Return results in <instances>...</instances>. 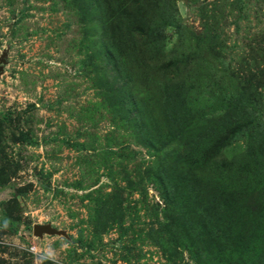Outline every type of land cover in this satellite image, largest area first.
I'll use <instances>...</instances> for the list:
<instances>
[{
  "label": "rangeland",
  "instance_id": "obj_1",
  "mask_svg": "<svg viewBox=\"0 0 264 264\" xmlns=\"http://www.w3.org/2000/svg\"><path fill=\"white\" fill-rule=\"evenodd\" d=\"M0 61V264H264V0H0Z\"/></svg>",
  "mask_w": 264,
  "mask_h": 264
},
{
  "label": "clouds",
  "instance_id": "obj_2",
  "mask_svg": "<svg viewBox=\"0 0 264 264\" xmlns=\"http://www.w3.org/2000/svg\"><path fill=\"white\" fill-rule=\"evenodd\" d=\"M7 226L8 222L5 220L3 227ZM64 247L67 248L68 245L65 244ZM30 251L35 255L37 264H55L56 252L51 244L42 247L34 246Z\"/></svg>",
  "mask_w": 264,
  "mask_h": 264
},
{
  "label": "water",
  "instance_id": "obj_3",
  "mask_svg": "<svg viewBox=\"0 0 264 264\" xmlns=\"http://www.w3.org/2000/svg\"><path fill=\"white\" fill-rule=\"evenodd\" d=\"M4 61H0V74L1 71L3 69L2 67V63ZM32 232L35 236L41 237L43 234H55L58 233L59 231H57L56 229H54L53 227H51L49 224H34L32 227Z\"/></svg>",
  "mask_w": 264,
  "mask_h": 264
},
{
  "label": "trees",
  "instance_id": "obj_4",
  "mask_svg": "<svg viewBox=\"0 0 264 264\" xmlns=\"http://www.w3.org/2000/svg\"><path fill=\"white\" fill-rule=\"evenodd\" d=\"M137 47V46H136Z\"/></svg>",
  "mask_w": 264,
  "mask_h": 264
}]
</instances>
